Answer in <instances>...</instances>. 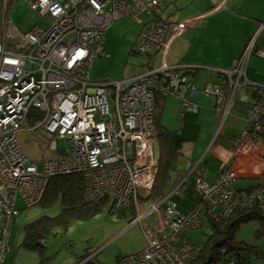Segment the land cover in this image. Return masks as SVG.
I'll return each mask as SVG.
<instances>
[{
  "label": "built area",
  "instance_id": "1",
  "mask_svg": "<svg viewBox=\"0 0 264 264\" xmlns=\"http://www.w3.org/2000/svg\"><path fill=\"white\" fill-rule=\"evenodd\" d=\"M23 5L51 24L47 28L35 25L22 34L9 19L6 0H0V264L19 215L17 201L26 206L38 204L49 179L57 176L80 175L83 200L89 204L106 200L114 216L128 209L136 211L134 221L141 224L147 248L115 264H192L203 246L192 245L185 234L203 225L205 213L224 225L255 206L264 212V86L250 83L246 76L252 55L264 59V49L255 48V38L247 42L235 67L211 70L216 82L200 91L215 97L219 129L241 89L250 87L253 93L244 129L215 180L207 183L192 178L199 206L185 216L176 203L163 199L149 203L146 214L140 216L139 192L149 195L158 169L153 156L156 94L179 96L183 112L198 109L197 92L186 76L193 68L166 63L170 44L188 22L173 28L163 21L158 13L168 7L166 0H24ZM128 17L138 23L151 17L135 52L157 57L160 63L123 82H92L93 59L108 57L106 33L114 22ZM21 132L43 136L48 150L59 152V157L41 162L39 170L38 162L21 150ZM62 140L68 153L58 149ZM237 158L253 169L235 168ZM248 180H253V188H234L235 182ZM94 256L78 264H97Z\"/></svg>",
  "mask_w": 264,
  "mask_h": 264
},
{
  "label": "rangeland",
  "instance_id": "2",
  "mask_svg": "<svg viewBox=\"0 0 264 264\" xmlns=\"http://www.w3.org/2000/svg\"><path fill=\"white\" fill-rule=\"evenodd\" d=\"M29 1L33 3L35 0ZM23 2L24 0H6L8 8H10L9 19L20 33H26L35 25L41 28H47L51 24V21L47 18L39 20L38 15L33 11L27 10ZM166 3L168 7L163 6L158 13L163 21L169 23L173 28L188 22L186 29H184L173 42L181 37L189 38L193 30H196L198 32L195 36L196 40L192 42L191 46L187 47L186 54H198L209 62H219L222 60L225 54L224 44L226 42L229 44L233 36L228 34V32H225L226 34H221L223 32H216L218 35H215L196 29L199 28L200 25L202 26V23L199 21L202 20L201 22H206L212 10L210 9L207 13L203 12L196 14L204 5L197 2L192 3L191 0H166ZM202 16L205 17H203V19H198ZM150 20L151 17L143 19L142 23H138L132 18H123L112 24L104 37V48L108 57H96L93 59L90 69V80L92 82H105L107 84L123 82L128 78L146 73L147 68L154 65L147 54L135 52L136 43L143 30V26ZM211 20L212 19L207 21L211 22ZM216 25L220 31H223V27L220 23ZM187 28L190 29L187 30ZM220 35H225L226 37ZM174 48L175 47L171 49V52H173ZM200 68L201 69L197 72L199 76L197 80L195 78H189V81L191 80L190 82H193V88L197 92L194 102H197L203 107H208L209 111L214 113L215 97L200 94V91L208 85L204 86L203 84L206 80H209L212 73H210L206 67L200 66ZM250 73L255 75V72L251 71ZM256 76L255 78H250V83L264 85V79L258 77V75ZM204 77H206V79H204ZM182 91L184 90L182 89L181 92ZM238 99L246 102L248 97L240 91ZM166 100L170 102L175 100L179 101V99L173 95L168 96ZM110 109L112 113L113 106L111 101ZM185 113V119H183L180 113H174V111L169 110L166 112L165 118H163L165 129L171 134V140L173 137L175 143L178 146L183 145L184 148L186 147L184 143L190 142V145H193L192 142L196 141L197 138L196 132H193L195 128L192 130L189 129V125L194 122L191 114L196 113ZM216 118L217 117H215V122H213L214 119L212 118V124L208 125L206 123V125L202 127L203 134H201V137L202 135L203 137L199 139L196 146V154L198 156H201L210 142L213 143L215 139L217 147L218 145H223L224 148H229L231 145L235 133L234 128L230 130V127H228V125L224 126V123L219 129L218 136L215 137V132L220 125V119ZM174 119H177L178 122L173 123ZM181 121L186 122H184L185 124L180 131L179 122ZM235 128L239 131V128ZM206 134L208 135L206 136ZM155 135H158L157 129ZM186 138L192 140V142L187 141ZM18 140L24 155L31 161L38 162L37 166L39 170L42 168L41 162L58 158L60 155L59 152L48 150V143L41 135L28 136L24 132H21L18 134ZM157 143L153 146V156L155 159L158 156L159 150ZM67 147L68 145L65 141L62 140L58 142V149L65 150L66 153H68ZM210 154H212V152L209 153V155ZM198 158L199 157H196L195 162H197ZM213 159L219 161L217 158L212 157L207 165H202V168L206 171H210L211 177L215 175V166H218ZM251 186H255V184L252 182L243 183L241 181L234 183V188L237 190H245ZM139 196L141 199L138 197L139 201L137 203L139 206L137 210L140 211L139 215L141 216L143 213L146 214L147 204H149H146V199L149 195H143L142 192H139ZM171 200L176 204L178 203L177 205L179 206L180 212H184L183 215L188 216L197 209L200 198L197 194L187 195L181 198L179 195H175ZM166 205L167 203L161 207V215L162 209L166 207ZM16 207L19 211V215L14 219L12 224L10 246L2 264H78L82 258L93 254H95L93 262L97 264H115L119 258L141 252L147 248V240L139 222H130L132 218L128 214L124 217L116 218L110 215L107 210H102L98 215L86 221L72 220L66 226H52L46 234L42 235L43 239L38 241L42 243L44 249H29L23 245L25 239L24 227L36 221L52 219L60 215L62 206L59 200H55L50 205L36 204L26 206L19 199ZM205 215L206 216L203 218L204 223L200 228L194 231H187L185 234L186 241L198 247L202 246L205 241L208 242V238L211 237L214 232H217V228L214 227V225L222 226L210 219L207 213H205ZM133 216L134 219L137 217L136 211H134ZM144 221L145 220L142 222ZM259 230L261 231L260 223L253 220L239 224V226L232 231L234 235L230 243L236 246L242 245V247L245 248H254V250L245 255L247 264H264V233L260 234V232H258ZM216 234L217 235H214V237L218 238L220 235L219 233ZM212 240L213 239L209 240L208 243L203 245V253L208 252L209 247L207 244H210ZM73 249L82 251L86 255L81 258L73 254ZM255 250L258 252V255H255ZM231 261L234 262L235 260L233 259ZM212 264L228 263L220 260Z\"/></svg>",
  "mask_w": 264,
  "mask_h": 264
},
{
  "label": "crops",
  "instance_id": "3",
  "mask_svg": "<svg viewBox=\"0 0 264 264\" xmlns=\"http://www.w3.org/2000/svg\"><path fill=\"white\" fill-rule=\"evenodd\" d=\"M191 1L192 3L197 2V3L204 5L202 9L197 11L196 14H200L203 12L207 13L210 9L212 10L210 16H208L207 18V20L212 19L211 22H208L206 20V22L203 23L201 22L202 21L201 20L199 22L202 23V26L198 25L199 28H196V29H199L202 32L213 33L215 35H218L216 32H223L221 34H226L225 32H228V34H231V36H233L232 37L233 39L231 40L229 44H227V42L224 44L225 54L222 60H220L219 62H209L206 59H203L198 54H190V55L186 54L187 47L191 46L192 42L196 40L195 36L198 32L196 30H193L189 38L181 37L175 42H172L170 44L169 49H168V54L166 56V63L169 66H185V67H200L201 66V67L208 68L210 73H211V70H226V69L228 70V69H232L233 67H235V65L237 64V61L239 60L240 56L242 55L244 51V47L246 46L249 40L255 38V48L264 49V0H191ZM222 2H223V5L217 8V6L220 5ZM217 23H220V25H222L223 31H220L217 28V25H216ZM189 29L190 28H187V30ZM224 36L225 35H223L222 37ZM173 47L175 48L173 52H171V49ZM150 59L152 60L151 62L154 63L153 66H158V64L160 63V60H158L157 57L155 58L151 57ZM198 71L199 70L188 73L187 74L188 81H189V78H193V79L195 78L197 80L199 78L197 74ZM251 71L255 72V75L251 74L250 73ZM256 75L264 79V59L259 58L255 55H252L248 59L246 76H247V79L250 81V78H255L257 77ZM204 79H206V77H204ZM211 82L212 83L216 82V79L213 75L210 76L209 80H206L203 85L206 86L207 84ZM190 83L192 84L193 82H190ZM253 84H256V83H253ZM241 91L244 94H246V96L248 97L247 101L243 102L237 97L238 100L235 102L232 108L231 114L225 120L224 122L225 124L223 123L224 126L228 125V127H230V130L231 128H234V132H235L233 135V140L229 148H224L223 145H218L217 147L216 141H215L216 139H215L213 143L210 142V144L207 146V148L205 149V151L202 153L201 156H198L196 154L197 142L199 141L200 138L203 137V135L201 137V134H203L202 127L206 125V123L210 125L213 122H215V117H216L215 112L211 113L208 107H203L197 102H195V104H197L198 106L197 112L196 114H191L194 122L189 125V129L192 130L193 128H195L193 132H196L197 138H196V141H193V142L192 140H189L186 138L187 141H191L193 145H190L191 143L187 142V143H184V145L186 146L185 148L183 147V145L178 146L175 143L173 137L171 140V137H170L171 134L169 132L170 140L171 142H173L172 143L173 146L176 147V149H178L179 156L176 160V167H175V171L172 176L173 179L170 184V191L165 197V199H168L167 200L168 202L169 200L172 201L171 199L175 195H179L180 198L185 197L187 195L189 196L196 195V193L194 192L192 188V184H191L193 177H200L207 183H212L215 180L219 172L221 163L227 158H229V154L232 148L234 147V143H235L234 141L236 137H238V135L244 129L245 117H246V113L249 108V104L252 99L253 92L250 87H244L241 89ZM183 94H184V91L180 93L181 96ZM166 98L163 101L162 109H161V113H160L159 121H158L159 124L163 126L164 128H165V125L163 123V118H165L166 112H168L169 110L174 111V113L175 112L180 113L183 119H185V115H186L185 112L180 110V100L179 101L175 100L173 102H170L169 100H166ZM177 98L179 99V96ZM214 102L216 103V101ZM212 118L214 119L213 122H211ZM177 122L178 120L174 119L173 123H177ZM184 122L186 121L179 122L180 131L185 124ZM235 127L239 128V131H237ZM177 130H178V125H177ZM218 133H219V128L215 132V137L218 136L217 135ZM207 135L208 134H206V136ZM157 140H158V137L157 135H155L154 144L158 142ZM211 152L212 154H210L211 155L210 156L209 153ZM159 154L160 152L158 150V156L156 159L154 158L157 162H158ZM196 157H199L197 159V162H195ZM212 157L213 158L215 157L219 160L217 161L213 159L215 163L218 164V166H215L216 172L213 177L210 176V171H206L204 168H202V165L204 164L207 165L208 162H210ZM233 164L235 168L241 167L245 171L246 170L249 171L253 169V166L251 164H248L245 160H242L241 158H237L236 160H234ZM241 182L247 183L249 182V180L241 181ZM250 182L253 183V180H250ZM147 203L151 204L152 202L147 201L146 204ZM177 207L179 206L177 205ZM178 210L180 212L179 208Z\"/></svg>",
  "mask_w": 264,
  "mask_h": 264
},
{
  "label": "trees",
  "instance_id": "4",
  "mask_svg": "<svg viewBox=\"0 0 264 264\" xmlns=\"http://www.w3.org/2000/svg\"><path fill=\"white\" fill-rule=\"evenodd\" d=\"M148 57L151 58L152 56L148 55ZM165 98L166 97L159 93L155 96L154 122L156 129L158 130L157 141L160 147V154L158 158V169L155 183L149 193V196L146 199L148 202L151 201L152 203H157L165 199L168 192L170 191L169 189L176 167V160L179 156L178 149L173 146L170 140L169 132L158 122L162 104ZM82 190V177L78 174L50 178L42 195V198L38 204L50 205L55 200H59L62 206L61 214L52 219H43L41 221H36L32 224L26 225L24 227L25 239L23 245L29 249L35 248L43 250L44 247L42 243L38 241L43 239L42 235L46 234L52 228V226H66L72 220L86 221L94 217L95 215H98L102 210H107L109 212V204L106 200L91 204L86 203L82 198ZM134 211V209L120 211L116 213L114 217H124L126 214H128L132 218L130 222H133ZM253 220H256L260 223L261 231L259 230L258 232H260V234H263L264 212H262V209L256 206L249 209L248 211L237 213L222 226L214 225V227L217 228V232H214L213 235L208 238L209 240L213 239L210 244H207L209 247L208 252L203 253V251L201 250L192 264H212L213 262L220 260H223L228 264H247L245 255L254 250V248H249L247 246V248H245L242 247V245L236 246L230 242H232V238L234 235L232 231L236 229L239 224ZM216 233H219L221 237H214V235H217ZM208 242L205 241V243ZM221 250L224 251L223 255H221ZM254 253L255 255H258V252L256 250L254 251ZM233 259L235 260L234 262L231 261Z\"/></svg>",
  "mask_w": 264,
  "mask_h": 264
},
{
  "label": "water",
  "instance_id": "5",
  "mask_svg": "<svg viewBox=\"0 0 264 264\" xmlns=\"http://www.w3.org/2000/svg\"><path fill=\"white\" fill-rule=\"evenodd\" d=\"M197 69H201V68L193 67V70H194V71H196ZM188 73H191V72L188 71L186 74H188ZM189 75H190V74H189ZM110 215L114 216L113 214H110ZM72 252H73V254H75V255H77V256H79V257H83V255H84V253H83L82 251H79V250H77V249H73Z\"/></svg>",
  "mask_w": 264,
  "mask_h": 264
},
{
  "label": "clouds",
  "instance_id": "6",
  "mask_svg": "<svg viewBox=\"0 0 264 264\" xmlns=\"http://www.w3.org/2000/svg\"><path fill=\"white\" fill-rule=\"evenodd\" d=\"M192 68H193V67H192ZM197 68H200V67H197ZM197 70H200V69H197ZM197 70H196V71H197ZM190 72H194V70H191ZM186 73H187V72H186ZM186 76H187V74H186ZM84 256H85V254L83 255V257H84ZM81 258H82V257H81ZM82 259H83V258H82ZM82 259H81V260H82Z\"/></svg>",
  "mask_w": 264,
  "mask_h": 264
}]
</instances>
